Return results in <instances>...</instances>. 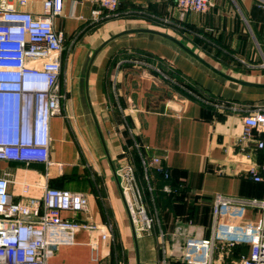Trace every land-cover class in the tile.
Segmentation results:
<instances>
[{
    "label": "crops",
    "instance_id": "0c3cea01",
    "mask_svg": "<svg viewBox=\"0 0 264 264\" xmlns=\"http://www.w3.org/2000/svg\"><path fill=\"white\" fill-rule=\"evenodd\" d=\"M42 1L28 0L23 9L41 14ZM260 2L264 1L212 0L207 11L181 16L173 0H119L115 12L100 9L94 0H63L53 23L68 48L61 56V111L49 121L51 163L1 160L0 175L13 181L9 186L13 193L18 192L19 180L46 173L49 186L86 194V211L61 215L103 229L110 224L112 239L99 240L93 249L88 232L80 231L76 243L59 248L52 261L137 264L126 209L86 92L111 160L118 167L133 166L141 195L138 204L152 219L150 229L135 230L139 264H201L194 255L189 257V242L209 236L213 195L264 198V182L252 180L248 172L250 166L264 162V150L254 141L240 139L243 115L264 108ZM96 8L101 12L93 16ZM132 28L171 34L219 71L259 85L230 80L170 40L147 32L123 34L108 42L87 73L93 51L109 33ZM171 77L193 85L210 102L179 88ZM258 137L264 139V132ZM154 156L169 169L168 180L150 165ZM181 185L167 197L171 187ZM260 216L259 210L242 208L236 222L253 226ZM220 254L217 249L215 264L221 262Z\"/></svg>",
    "mask_w": 264,
    "mask_h": 264
},
{
    "label": "built area",
    "instance_id": "2783aa9c",
    "mask_svg": "<svg viewBox=\"0 0 264 264\" xmlns=\"http://www.w3.org/2000/svg\"><path fill=\"white\" fill-rule=\"evenodd\" d=\"M94 1L108 12H115L119 4V0ZM173 1L181 16L205 12L212 5V0ZM27 4L28 0H0V161L49 165V121L61 111L59 79L64 44V35L54 27L53 20L62 12L63 0H43L41 14L23 9ZM99 8L92 10L93 16L100 14ZM241 121L240 139L254 141L258 149L264 150V139L258 137L264 132V108L247 110ZM160 161L154 156L150 164ZM248 172L252 180L264 182V162L250 166ZM117 176L135 230L150 229L152 219L138 204L141 195L135 187L133 166H119ZM12 182L7 174L0 175V264H63L52 261L53 256L62 246L74 245L80 231L88 232L93 249L99 240L112 239L110 224L103 229L87 220L61 215L63 211H86V194L49 186L46 173L38 179L19 180L16 193L9 190ZM242 208L260 211L257 224L236 222ZM210 216L209 236L199 243L189 242V257L194 255L201 264H215L214 254L220 249L219 264H264V198L215 193Z\"/></svg>",
    "mask_w": 264,
    "mask_h": 264
},
{
    "label": "water",
    "instance_id": "95a60500",
    "mask_svg": "<svg viewBox=\"0 0 264 264\" xmlns=\"http://www.w3.org/2000/svg\"><path fill=\"white\" fill-rule=\"evenodd\" d=\"M134 32H147V33H152V34H157L159 36H162V37L170 40L174 44H176L178 47H180L182 50H184L185 52H187L194 59H196L197 61H199L200 63H202L203 65H205L209 69H211L212 71H214V72H216V73H218V74H220V75H222V76H224V77H226V78H228L230 80H233V81H235L237 83H240V84H244V85H259V84H254V83L246 82V81H243V80H240V79H236V78H233L231 76L226 75L225 73H223V72L219 71L218 69H216L213 65H211L209 62H207L205 59H203L201 56H199L196 52H194L191 48H189L188 46H186L183 42H181L175 36H173L171 34H168L166 32H162V31L155 30V29H150V28H132V29H126V30H123V31H120V32H117V33L110 32L109 33V37L106 40H103V42L93 51V54H92V56L90 58V61L88 63L87 73L89 71L90 65L93 62V59L95 58V56L102 50V48L108 42H110L114 38L119 37V36H121L123 34L134 33ZM86 96H87V99H88L89 108H90L91 114L93 116V120L95 122V126H96V129H97L98 135L100 137V140H101L102 145H103L104 150H105L106 158H107V160H108V162L110 164V167H111V170H112V174H113L114 180L116 182V185H117V188H118L120 197H121V199H122V201L124 203L125 209H126L127 217H128V220H129V224H130V227H131V231H132V235H133V239H134V243H135L136 261H137V264H139L138 263L139 255H138V248H137L136 231H135V227H134V224H133V220H132V217H131L130 210L128 208V205H127V202H126L124 193L122 191V188H121V185H120L118 176H117L118 164L116 162L112 161L111 158H110V156H109V154H108V151H107L106 146H105V142L103 140V136H102L101 130H100L99 125H98V122L96 120V117H95L93 108H92V106L90 104L89 96H88V93L87 92H86Z\"/></svg>",
    "mask_w": 264,
    "mask_h": 264
},
{
    "label": "trees",
    "instance_id": "16d2710c",
    "mask_svg": "<svg viewBox=\"0 0 264 264\" xmlns=\"http://www.w3.org/2000/svg\"><path fill=\"white\" fill-rule=\"evenodd\" d=\"M171 78H172V77H171ZM176 81H177L178 83H180V84H183V85L185 86V88L191 90L194 94H197L199 97H201V98H203V99H206V100H210L209 97L204 96V95H203L200 91H198L193 85H191V84H187V83H184V82H181L180 80H176ZM150 165L153 167V169H154L159 175L162 176V178H164V179H166V180L169 179V177H170L169 169H168L166 166L162 165L161 161H160L159 164H150ZM165 173L167 174V176H165ZM181 188H182V185H181V187H179V186H176V187L173 186V187H171V189L169 190V192H167V194H166L167 197L170 198V197L173 195V193L178 192ZM168 193H169V194H168Z\"/></svg>",
    "mask_w": 264,
    "mask_h": 264
},
{
    "label": "rangeland",
    "instance_id": "374dc122",
    "mask_svg": "<svg viewBox=\"0 0 264 264\" xmlns=\"http://www.w3.org/2000/svg\"><path fill=\"white\" fill-rule=\"evenodd\" d=\"M67 48H68V45L66 43H64L63 44V52H65ZM137 217H139L138 214H137ZM255 222L256 221H254L253 223H255ZM117 244L119 245V243H117ZM119 261H120V263H123V261H124V255L121 252L119 254Z\"/></svg>",
    "mask_w": 264,
    "mask_h": 264
},
{
    "label": "bare ground",
    "instance_id": "6f19581e",
    "mask_svg": "<svg viewBox=\"0 0 264 264\" xmlns=\"http://www.w3.org/2000/svg\"><path fill=\"white\" fill-rule=\"evenodd\" d=\"M127 195V194H126Z\"/></svg>",
    "mask_w": 264,
    "mask_h": 264
}]
</instances>
